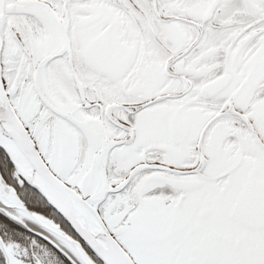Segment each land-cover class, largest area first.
Instances as JSON below:
<instances>
[{
    "label": "snow or ice",
    "instance_id": "1",
    "mask_svg": "<svg viewBox=\"0 0 264 264\" xmlns=\"http://www.w3.org/2000/svg\"><path fill=\"white\" fill-rule=\"evenodd\" d=\"M0 264H264V0H0Z\"/></svg>",
    "mask_w": 264,
    "mask_h": 264
}]
</instances>
